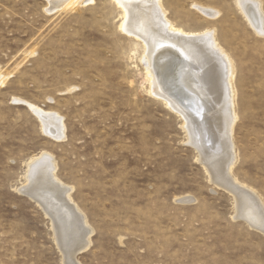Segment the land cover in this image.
Masks as SVG:
<instances>
[{
	"label": "rangeland",
	"instance_id": "obj_1",
	"mask_svg": "<svg viewBox=\"0 0 264 264\" xmlns=\"http://www.w3.org/2000/svg\"><path fill=\"white\" fill-rule=\"evenodd\" d=\"M50 1L0 0V264H66L51 217L20 190L42 154L93 231L76 264H264L260 219L250 210L236 218L234 196L211 181L183 117L154 94L146 45L123 30V9L81 0L50 11ZM237 1L161 3L176 28L214 32L232 61V175L264 204V36ZM31 106L60 116L65 137L48 135ZM70 221L66 246L79 235Z\"/></svg>",
	"mask_w": 264,
	"mask_h": 264
},
{
	"label": "bare ground",
	"instance_id": "obj_2",
	"mask_svg": "<svg viewBox=\"0 0 264 264\" xmlns=\"http://www.w3.org/2000/svg\"><path fill=\"white\" fill-rule=\"evenodd\" d=\"M80 1L52 0L49 2L50 11L72 7ZM92 1L82 0V3ZM115 1L123 9V30L141 38L146 45L142 60L154 94L165 100L169 109L172 108L183 117L189 142L199 152L200 163L207 170L211 181L234 196L236 218L244 217L249 210L252 211L260 219L259 223H254L257 224L255 227L264 233V204L253 190L245 187L232 175L237 160L233 135L238 120L233 82L235 70L229 56L217 42L214 32H186L176 28L167 19L161 0ZM237 4L250 26L263 37L264 10L261 3L255 0H238ZM197 9L208 18L217 16V12L211 9ZM31 109L40 117L48 135H52L57 142L65 137V125L60 116L45 113L34 106ZM56 170L51 156L40 155L29 164L26 182L20 190L37 200L51 217L56 241L61 248H66L63 249L66 264H76V256L89 248L93 231L88 227L85 216L73 204L72 189L56 178ZM49 191L56 193L53 200L50 196L54 194L46 195ZM254 216L251 213L250 217ZM72 219L78 226L79 235L75 242L66 246L68 243L65 244L62 230Z\"/></svg>",
	"mask_w": 264,
	"mask_h": 264
}]
</instances>
